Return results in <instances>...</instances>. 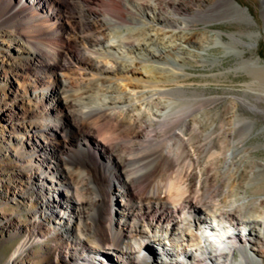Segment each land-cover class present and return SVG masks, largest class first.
I'll return each instance as SVG.
<instances>
[{
    "label": "bare ground",
    "instance_id": "obj_1",
    "mask_svg": "<svg viewBox=\"0 0 264 264\" xmlns=\"http://www.w3.org/2000/svg\"><path fill=\"white\" fill-rule=\"evenodd\" d=\"M83 1L90 4L101 0ZM222 1L226 4V13L233 20L249 23L253 18L248 9L235 0ZM27 6L14 8L12 0H0V10L7 14L6 19L19 17L25 26L31 28V35L19 33L8 41L16 46L12 48L17 52L14 57L28 54L34 69L42 67L43 72L48 70L53 76V83H49L45 79L48 75H41L37 80L38 85L34 83L32 87L33 95H39L41 102L47 103L57 118L53 124H43L38 129L30 126L31 132H46L54 140L50 142V151L43 154L49 159V169H55L64 177L68 169L62 163L67 160L61 155L65 149L62 133L66 127L72 125L79 137L90 135L93 148L99 146L100 153H105L103 172L106 174L111 170L113 178L101 175L108 182L107 186H112L111 191L114 190L121 199L116 212L118 222L124 223L118 235L121 245L117 246L123 257L122 263L145 262L147 259L141 256L140 250L148 247L152 251L148 259L156 264H264V196L247 193L249 187L264 179V162L252 161L251 154L234 141L238 132H244V136H247L254 121L238 113V104L246 102L234 96L237 99L231 101L233 109L230 115L218 124L212 122L211 109L195 103L196 98L188 95L194 90L191 89V74L185 70L188 59L202 66L216 65L222 57L211 58L209 51L213 48L230 49L226 54L236 57L237 65H240L235 70L241 69V65L250 66L251 81L246 85L248 89L245 93L253 90L252 96L264 101V64L259 56L245 60L246 50L240 48L251 49L253 46L234 34H225L230 39L225 41L222 32L204 31L195 39H190L191 31L185 29L190 25L176 23L177 19L167 16L155 0L134 3L131 21L137 26L133 28L123 24L122 12L108 17L106 11L100 13L90 9L94 17L99 16L95 19L102 33L95 39L83 38L71 45L62 34L54 31L55 22L50 14L40 15L43 12L41 5L37 7L39 11H31ZM216 9L212 7L209 11ZM41 36L56 39L61 49L71 48L72 51L61 55L58 50L41 43ZM130 39L132 43L128 41ZM39 52L45 55L46 62L39 63L37 58L42 59ZM5 57L6 61H14L11 50L6 52ZM71 71H80L83 82H89V89L83 90L84 94L77 99V92L71 89ZM251 86L260 89L255 91ZM250 105L248 107L253 112L264 111L256 104ZM160 122L180 125L172 133L177 141L173 154L185 151L190 162L198 158L197 140L188 135L189 131H194L206 139L208 160L199 168L189 167L185 173L175 167L164 182V189L143 191L138 187H144L150 179L147 177L145 180L144 166L138 165L127 174L124 170L113 174L109 160L113 156V163L122 166L126 158L119 152L123 153V148H128L123 147L124 141L153 144L158 136L152 127ZM67 151L69 154L72 152L70 149ZM74 151L86 153L85 149L79 147ZM150 160L155 164L156 161L160 162L161 157L152 151ZM94 173L96 177L97 170ZM83 174L92 177L91 173L84 171ZM96 179L97 186L100 184L102 187L101 179ZM70 182L66 177L63 183L70 194V203L78 207H68V213L71 212L73 216L83 209L85 200L77 198V189H70ZM208 186L211 188L208 189ZM218 187H222L220 198L216 196ZM94 189L97 193L95 199L87 202L93 205L96 200L97 207L104 205L106 215L101 219L108 229L109 210L112 211L111 191L105 193L98 191L97 187ZM203 191L204 197L201 196ZM59 216L60 219L71 217L61 212ZM128 219L131 223L126 225ZM60 223L64 222L60 220ZM80 223L74 229L73 236L79 237L81 234ZM122 236H125V240ZM21 250L20 247L15 253Z\"/></svg>",
    "mask_w": 264,
    "mask_h": 264
},
{
    "label": "rangeland",
    "instance_id": "obj_2",
    "mask_svg": "<svg viewBox=\"0 0 264 264\" xmlns=\"http://www.w3.org/2000/svg\"><path fill=\"white\" fill-rule=\"evenodd\" d=\"M30 1L28 6L31 9L27 7L31 11H39L37 7L41 5L43 12H40V15L50 14L51 20L55 22L54 31L62 34L72 45L77 40L82 41L83 38L95 39L102 33L95 19L99 16L94 17L89 12L90 9L98 10L100 13L106 11L109 13L106 14L108 17L111 14L122 12L123 24L133 28L137 26L131 21V11L135 9L134 3H147L151 0H101L94 1L95 4H86L83 0ZM155 1L167 16L177 19L176 23L190 25L185 28L191 31L188 36L190 39H195L204 31H208L210 33L222 32V38L229 41V37L225 34H234L246 44L253 46L251 49L240 46L246 50L244 59L250 60L259 56L264 64V0H235L240 6L247 8L253 17L249 23L233 20L226 13V4L222 0ZM212 7H217V9L209 11ZM6 15L0 10V264H125L122 263L123 257L117 247L121 245L118 242L120 239L118 235L120 227L124 225L122 221L118 222L116 212L121 199L114 190L111 191L112 186H107L108 182L105 181V177L113 178L111 170H109L110 173L109 171L106 174L103 172L105 153H100L99 146L96 149L93 148L90 135L84 134L79 137L72 125L63 131L62 145L66 147L64 146L65 149L62 150L64 152L61 156L68 161L62 163L68 169V174L66 173L65 176L68 177L69 182L71 179L70 189L73 187L77 189L79 194L77 198L80 201L85 200L82 204L83 209L78 210V215L72 216L71 212L68 213V207L72 209L78 207L74 204L73 207L70 203L72 202L70 194L65 190V183H63L66 177L57 173L55 169H49V159L43 154L50 151V142L54 140L49 138L46 132L38 130L34 134L30 128L33 126L38 129L43 124L45 126L53 124L57 118L56 114L50 111L47 103L41 102L39 95L37 97L33 95L32 87L34 83L38 85L37 80L41 75H48L45 79L49 83H53L51 82L53 76H50L48 70L43 72L42 67L34 69L30 64L28 54L14 57L17 52L13 49L16 46L10 45L8 41L14 39L19 33L31 35V28L25 26L21 18L6 19ZM40 38L41 43L58 50L61 55L62 53L67 55V52L72 51L71 48L61 49V44L56 39L43 36ZM8 50L13 53L14 61H6L5 56ZM227 52H230V49L213 48L209 51L208 55L211 58L222 57L216 65L202 66L192 59L186 61L188 67L185 70L191 74V89L194 90L188 95L196 98L195 103L204 104L206 108L211 109V120L217 124L230 115L233 109L232 99H237L236 97L244 99L246 103L238 104V113L253 120L254 126L247 136H244V132H238L234 141L251 154L252 161L264 162V111L253 112L248 107L251 106L250 104H256L260 110H264V101L256 100L251 94L253 90L245 93L248 89L246 85L251 81L248 70L250 66L242 67L241 65V69L235 70L240 66L237 65L238 59L227 55ZM39 54L42 56V59L37 58L39 63L46 62L45 55L42 52ZM72 72L74 71L69 73L72 82L71 89L77 92L75 95L77 99L80 94H84L83 90L89 89V82H83L80 71ZM252 88L256 91L259 87L251 86ZM179 127L180 125L175 122H160L157 126L154 125L152 129L158 137L153 144L122 141L123 147L128 148L124 147L123 153L122 151L119 153L126 159L122 167L119 163L115 165L113 163L115 160L113 156L111 157L112 161L109 160V162L113 168V174L119 173L120 170H124L127 174L138 165H142L146 169L145 180L150 179L147 180L148 186L145 184L144 187L138 188L143 191L150 188L162 190L164 182L172 175L174 169L179 168L185 173L191 166L199 168L208 160L206 139L200 133L188 132L189 136H193V140H197L195 143L198 145V158L190 162L185 151L173 154L177 141L172 133ZM78 147L85 149L86 153H76L74 150ZM67 149L72 152L67 153ZM152 151L159 154L161 164L157 161L152 164L150 160ZM68 157L72 159L69 160ZM73 158H77L78 161ZM150 166L152 169H148ZM92 168L97 170L96 177L101 179L102 187L100 184L97 186L98 183L95 182L97 179ZM84 171L87 174L91 173L92 177L85 174L82 176ZM72 181L78 183L73 184ZM96 187L98 191L105 193L111 191L112 213L109 210L108 229L106 222L101 219L106 215L104 205L97 207L96 200L93 205L87 202V200L95 199L97 193L94 188ZM209 188L211 187L208 186ZM221 188L218 187V194L216 193L219 198ZM247 193L256 197L264 196V179L249 187ZM204 194V191L201 192L202 197ZM106 198L108 199V195ZM60 212L71 217L66 218L65 216L66 219H60ZM136 213L139 212L136 211ZM60 220L64 223H60ZM79 222H81V234L79 237L78 235L73 236L74 229ZM130 223L131 220L128 219L126 225ZM122 238L125 240V236ZM20 247L21 252L15 253ZM151 252L148 247L141 248L140 254L147 260L140 264H156L154 260L148 259V254Z\"/></svg>",
    "mask_w": 264,
    "mask_h": 264
},
{
    "label": "water",
    "instance_id": "obj_3",
    "mask_svg": "<svg viewBox=\"0 0 264 264\" xmlns=\"http://www.w3.org/2000/svg\"><path fill=\"white\" fill-rule=\"evenodd\" d=\"M30 3H31L30 0H19V1L12 0V7H14V8H21L24 5H29Z\"/></svg>",
    "mask_w": 264,
    "mask_h": 264
}]
</instances>
